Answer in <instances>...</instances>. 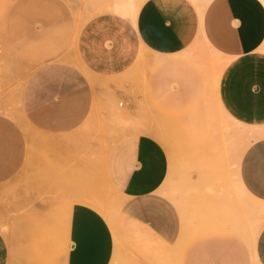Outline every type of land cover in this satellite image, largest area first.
Returning a JSON list of instances; mask_svg holds the SVG:
<instances>
[{"label":"crops","instance_id":"1","mask_svg":"<svg viewBox=\"0 0 264 264\" xmlns=\"http://www.w3.org/2000/svg\"><path fill=\"white\" fill-rule=\"evenodd\" d=\"M262 4L260 0H16V8L37 9L40 15L33 25L40 27L31 28L30 38H16V44L30 51L25 55L37 58L20 97L30 133L0 128V202L3 196L51 197L26 209L13 242L0 229V264H264L263 221L253 223L248 236L245 218L263 217ZM33 31L38 33L35 39ZM199 45L206 47L203 60L221 59L213 92L217 90L222 109L229 118L247 124L251 133L252 141L240 154L237 148L244 132H223L225 146L236 160L239 193L250 207L248 213L228 221L213 216L211 225L186 223L163 190L170 167L167 152L144 134L116 142L106 157L105 181L121 202L115 225L96 207L98 199L91 200V206L70 204V191H50L48 180L42 189L24 190L36 169L43 174L50 169L49 163L38 164L35 154L28 161V148L54 152L55 142H65L66 135L88 119L94 89L104 85L100 80L124 74L144 53L162 56V117L193 102L200 90L189 60L197 57ZM67 52H72L84 74L55 63Z\"/></svg>","mask_w":264,"mask_h":264},{"label":"rangeland","instance_id":"2","mask_svg":"<svg viewBox=\"0 0 264 264\" xmlns=\"http://www.w3.org/2000/svg\"><path fill=\"white\" fill-rule=\"evenodd\" d=\"M15 2L0 0V121L3 124L0 128L28 134L30 131L23 120L20 97L37 58L25 55L30 51L22 43L16 44V38H30L31 28L40 27L33 25L39 12L37 14V9L32 11L29 7L16 8ZM43 4L47 5L48 1ZM37 34L33 31L34 39ZM197 49V57L189 60L196 70L200 90L193 102L189 100L181 111L162 117V56L144 53L143 59H137L124 74L100 80L104 85L94 89L88 119L66 135L65 142H55L54 152L28 148V161L35 154V161L49 163L50 169L46 174L42 169H36L34 178H27L24 190L32 186L42 189V182L48 180L50 191H70V204L84 202L91 206L90 201L98 199L101 202L96 207L110 225H115L121 202L105 181L106 157L116 142L144 134L157 140L167 152L170 167L163 190L186 223L197 220L200 225H211L208 221L213 216L228 221L246 214L250 207L239 193L236 160L233 152L225 146L227 138L223 132L230 129L244 132L237 148L240 154L252 141L251 133L247 124L225 114L217 90L213 92L214 81L220 72L217 62L221 59L209 55L211 62L203 60L206 47L199 45ZM259 52L264 55V45ZM54 61L71 65L84 74L72 52ZM14 191L12 184L9 192L13 195ZM50 197L19 196L17 199L16 196H3L0 229L4 235L11 237L13 242L15 227L26 209L32 203ZM54 199L57 200L58 196ZM22 204L24 211L21 210ZM245 218L248 236L253 223L262 224L264 221V215L247 214Z\"/></svg>","mask_w":264,"mask_h":264},{"label":"bare ground","instance_id":"3","mask_svg":"<svg viewBox=\"0 0 264 264\" xmlns=\"http://www.w3.org/2000/svg\"><path fill=\"white\" fill-rule=\"evenodd\" d=\"M260 1L264 4L263 0H260ZM263 45H264V43L261 45L260 49H262ZM262 212H263V215H264V207H263V211ZM263 224H264V221H263Z\"/></svg>","mask_w":264,"mask_h":264}]
</instances>
